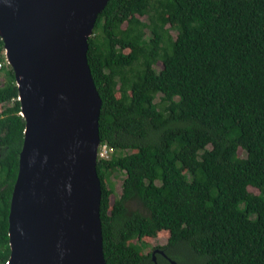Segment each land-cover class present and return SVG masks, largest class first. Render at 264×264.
<instances>
[{"label": "trees", "instance_id": "1", "mask_svg": "<svg viewBox=\"0 0 264 264\" xmlns=\"http://www.w3.org/2000/svg\"><path fill=\"white\" fill-rule=\"evenodd\" d=\"M0 60L6 264L25 120L1 37ZM87 60L101 97L100 141L112 148L96 161L106 263L154 264L142 238L167 229L157 264H179V244L201 264H264V0H108ZM116 170L125 175L111 200Z\"/></svg>", "mask_w": 264, "mask_h": 264}, {"label": "water", "instance_id": "2", "mask_svg": "<svg viewBox=\"0 0 264 264\" xmlns=\"http://www.w3.org/2000/svg\"><path fill=\"white\" fill-rule=\"evenodd\" d=\"M107 1L0 0V37L25 120L6 264H107L96 169L101 97L87 60ZM156 252L167 256L153 249L154 264Z\"/></svg>", "mask_w": 264, "mask_h": 264}, {"label": "rangeland", "instance_id": "3", "mask_svg": "<svg viewBox=\"0 0 264 264\" xmlns=\"http://www.w3.org/2000/svg\"><path fill=\"white\" fill-rule=\"evenodd\" d=\"M140 17L145 19V16H140ZM171 32L173 35L175 34V30H171ZM155 67L160 68L161 62L158 61L155 64ZM3 80H4V75L0 71V83ZM2 106H3V104H0V110H1ZM107 153H108V156L111 157V155H112L111 149ZM238 153H239V155L245 154L244 150L241 147L238 149ZM124 175H125V171H123V170L113 171L109 175V180H110L109 182L111 183V185L113 187V192L110 195L111 200H113L114 197H117L120 194L121 183H122ZM248 189L252 192H258V188L255 186H248ZM129 205L132 208H139V202H136V201H131L129 203ZM168 235H169V232L167 229H161L154 236H144L142 238V240H144L145 245L143 246L142 251L147 252V251H152L155 248H160L159 246L166 244V242L168 240ZM175 250H177V253L180 255V263L181 264H201V262H202V259L198 255H196L193 251H191L189 248H187L183 244L177 245Z\"/></svg>", "mask_w": 264, "mask_h": 264}, {"label": "built area", "instance_id": "4", "mask_svg": "<svg viewBox=\"0 0 264 264\" xmlns=\"http://www.w3.org/2000/svg\"><path fill=\"white\" fill-rule=\"evenodd\" d=\"M3 61L2 60H0V68H1V66L3 65ZM108 149H107V147L105 146V145H102L101 147H100V149H99V155L100 156H107L108 155Z\"/></svg>", "mask_w": 264, "mask_h": 264}, {"label": "bare ground", "instance_id": "5", "mask_svg": "<svg viewBox=\"0 0 264 264\" xmlns=\"http://www.w3.org/2000/svg\"><path fill=\"white\" fill-rule=\"evenodd\" d=\"M93 32V31H92ZM7 61V60H6ZM8 63V62H7ZM9 64V63H8ZM4 66V63H3V65L1 66V68H0V70L2 69V67ZM103 144H102V142L101 141H99V144H98V146H97V158H108L109 156L107 155V156H100L99 155V148L102 146ZM106 147H107V149H108V151H110V149H111V151H112V148H109L106 144H104Z\"/></svg>", "mask_w": 264, "mask_h": 264}]
</instances>
